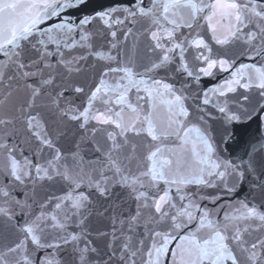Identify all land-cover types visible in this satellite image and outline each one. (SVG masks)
Here are the masks:
<instances>
[{
  "label": "snow or ice",
  "instance_id": "1",
  "mask_svg": "<svg viewBox=\"0 0 264 264\" xmlns=\"http://www.w3.org/2000/svg\"><path fill=\"white\" fill-rule=\"evenodd\" d=\"M0 264H264V0H0Z\"/></svg>",
  "mask_w": 264,
  "mask_h": 264
}]
</instances>
